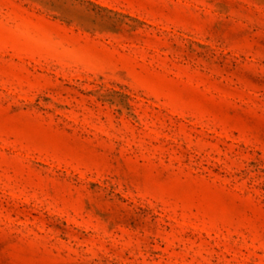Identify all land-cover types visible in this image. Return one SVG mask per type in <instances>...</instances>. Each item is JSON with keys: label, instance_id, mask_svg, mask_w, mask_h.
Listing matches in <instances>:
<instances>
[{"label": "rangeland", "instance_id": "374dc122", "mask_svg": "<svg viewBox=\"0 0 264 264\" xmlns=\"http://www.w3.org/2000/svg\"><path fill=\"white\" fill-rule=\"evenodd\" d=\"M0 264H264V0H0Z\"/></svg>", "mask_w": 264, "mask_h": 264}]
</instances>
